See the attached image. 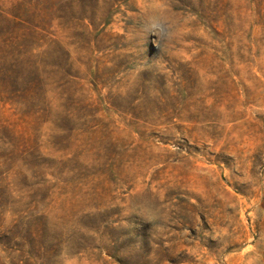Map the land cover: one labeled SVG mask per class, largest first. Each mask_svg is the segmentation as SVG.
Returning a JSON list of instances; mask_svg holds the SVG:
<instances>
[{"label":"rangeland","instance_id":"1","mask_svg":"<svg viewBox=\"0 0 264 264\" xmlns=\"http://www.w3.org/2000/svg\"><path fill=\"white\" fill-rule=\"evenodd\" d=\"M152 8L189 20L169 51L141 38ZM145 192L172 217L154 237L123 212ZM250 260L264 0H0V264Z\"/></svg>","mask_w":264,"mask_h":264},{"label":"clouds","instance_id":"2","mask_svg":"<svg viewBox=\"0 0 264 264\" xmlns=\"http://www.w3.org/2000/svg\"><path fill=\"white\" fill-rule=\"evenodd\" d=\"M155 3L156 0H150ZM189 22L187 17H181L177 22L175 17L167 12H162L158 8H152L140 21L141 38L154 37V42L169 51L171 45L178 43L184 34L182 27ZM129 216L135 214L145 223L152 226V234L158 236L167 231L172 219L169 209L163 207L159 198H154L150 192L138 193L131 203L123 209ZM255 249H250L254 252ZM249 264H257L255 260H250Z\"/></svg>","mask_w":264,"mask_h":264}]
</instances>
